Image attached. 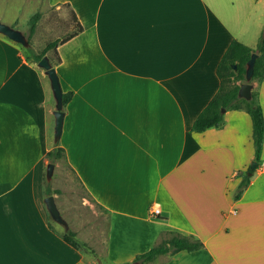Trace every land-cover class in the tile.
Returning a JSON list of instances; mask_svg holds the SVG:
<instances>
[{
	"label": "crops",
	"instance_id": "obj_1",
	"mask_svg": "<svg viewBox=\"0 0 264 264\" xmlns=\"http://www.w3.org/2000/svg\"><path fill=\"white\" fill-rule=\"evenodd\" d=\"M45 8L65 12L64 37L74 19L81 26L56 48L62 94H71L58 145L107 215L105 264H139L168 232L203 248L155 264H264V135L235 200L254 159L249 114L228 110L221 127L191 131L219 89L230 42L256 47L264 0H0V22L23 33ZM258 100L264 118V76ZM54 107L45 71L0 34V264H91L48 221Z\"/></svg>",
	"mask_w": 264,
	"mask_h": 264
},
{
	"label": "trees",
	"instance_id": "obj_2",
	"mask_svg": "<svg viewBox=\"0 0 264 264\" xmlns=\"http://www.w3.org/2000/svg\"><path fill=\"white\" fill-rule=\"evenodd\" d=\"M39 18V13H35L30 17L28 21L29 34L33 33ZM74 22L76 25L69 35L62 40L56 39L48 42L39 52H34L30 46V40L27 37L29 46L27 48L21 46L25 53L26 60L37 64L42 57L47 56L52 67L57 65L60 62L56 51L57 46L81 31L79 23L75 19ZM252 53H256L257 57L255 59L253 75L250 81L252 84L251 97L249 100H245L238 97V90L240 84L245 81V67ZM216 74L219 79V89L204 109L197 115L192 123L191 131L200 133L210 128H219L224 123V113L226 111L243 109L249 114L252 123L254 144L253 162L259 164L264 135L263 111L258 100L259 87L264 76V29L255 48H249L236 40H232L217 65ZM254 82L256 83L255 87L253 86ZM70 97V93L62 94V110L69 102ZM222 110H224V112ZM64 157V149L58 145V141L55 143L54 147L46 153L48 163L52 164L60 158L64 159ZM255 169L251 170L248 166L246 172L241 175L242 179L232 195L233 199L237 200L240 198L243 190L250 181L248 173H253ZM56 192L57 191L53 192L50 190L48 182H46V196ZM61 237L70 246L84 252L92 253L85 243L77 239L73 231L67 230L61 234ZM201 248H203L202 242L193 236H185L177 232H168L167 238L159 241V243L151 247L148 251L137 255L134 262L139 264L150 263L160 255H173L179 251L193 252Z\"/></svg>",
	"mask_w": 264,
	"mask_h": 264
},
{
	"label": "rangeland",
	"instance_id": "obj_3",
	"mask_svg": "<svg viewBox=\"0 0 264 264\" xmlns=\"http://www.w3.org/2000/svg\"><path fill=\"white\" fill-rule=\"evenodd\" d=\"M63 16H65V12L62 13L54 8H45L35 25L36 34L34 36L28 32L29 18L25 21V26L20 25L19 28L23 29V35L29 38L32 48L35 46L36 49H39L47 42L56 38L61 39L66 35V28L64 27L65 17ZM253 86H256L255 82ZM44 178L45 187L46 182H48L50 190L53 192L57 191L52 195L62 218L67 222V230L73 231L77 239L85 243L92 251V253L83 251L87 260L91 264H105L106 213L88 196L63 158L58 159L54 163L50 180L46 179L45 168ZM48 221L49 225L56 228L61 234L67 231L54 222L50 216ZM160 261H163V258H156L154 261L145 264H155Z\"/></svg>",
	"mask_w": 264,
	"mask_h": 264
},
{
	"label": "water",
	"instance_id": "obj_4",
	"mask_svg": "<svg viewBox=\"0 0 264 264\" xmlns=\"http://www.w3.org/2000/svg\"><path fill=\"white\" fill-rule=\"evenodd\" d=\"M0 34L7 37L9 40L19 44L23 48H27L29 46V43L27 41V38L23 35V33L15 28H12L4 23L0 22ZM257 57L256 53H252L249 60L246 63L245 67V81L240 84L239 90H238V97L249 100L251 97V89L252 84L250 83L252 75H253V69L255 64V59ZM37 66L45 71V74L47 75L50 87L52 91L53 98L55 100V109L53 112L54 117V134L53 138L54 141L57 142L60 139L61 132H62V125H63V118H64V112L62 110V90L60 87L58 76L55 72V68L52 67L49 59L47 56L42 57L39 62L37 63ZM224 112V110H222ZM256 162H252L250 165V169L254 170L257 167ZM54 164L48 163L46 166V179L50 180L53 174ZM250 173H248L249 175ZM44 203L47 209V212L50 216V218L56 222L58 225L62 226L65 230L68 229L67 222L62 218L59 209L57 208L55 199L53 195H49L44 199Z\"/></svg>",
	"mask_w": 264,
	"mask_h": 264
},
{
	"label": "built area",
	"instance_id": "obj_5",
	"mask_svg": "<svg viewBox=\"0 0 264 264\" xmlns=\"http://www.w3.org/2000/svg\"><path fill=\"white\" fill-rule=\"evenodd\" d=\"M160 214V210H159V207L154 205V206H151L150 209H149V215L151 217H156Z\"/></svg>",
	"mask_w": 264,
	"mask_h": 264
}]
</instances>
